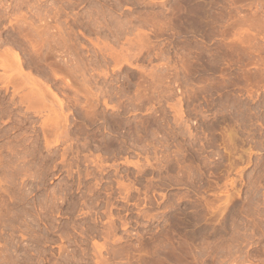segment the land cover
Returning <instances> with one entry per match:
<instances>
[{
	"label": "rangeland",
	"instance_id": "obj_1",
	"mask_svg": "<svg viewBox=\"0 0 264 264\" xmlns=\"http://www.w3.org/2000/svg\"><path fill=\"white\" fill-rule=\"evenodd\" d=\"M0 264H264V0H0Z\"/></svg>",
	"mask_w": 264,
	"mask_h": 264
},
{
	"label": "bare ground",
	"instance_id": "obj_2",
	"mask_svg": "<svg viewBox=\"0 0 264 264\" xmlns=\"http://www.w3.org/2000/svg\"><path fill=\"white\" fill-rule=\"evenodd\" d=\"M20 3H21V2H20ZM14 18H16V17H14ZM19 20H20V19H19ZM19 20H18V21H19ZM25 21H26V20H25ZM15 22H16V21H15ZM37 29H38V28H37ZM41 32H42V31H41ZM41 32H40V33H41ZM51 34H54V33H51ZM40 35H41V34H40ZM40 37H41V36H40ZM52 37H54V36H52ZM35 38H36V37H35ZM48 38H49V37H48ZM51 39H52V38H51ZM35 42H36V41H35ZM37 42H38V41H37ZM39 43H40V42H39ZM42 45H43V44H42ZM49 48H50V47H49ZM2 52H4V51H2ZM8 52H9V51H8ZM8 52H7V53H8ZM10 52H11V51H10ZM51 52H52V51H51ZM3 54H4V53H3ZM12 54H13V53H11V55H12ZM4 55H5V54H4ZM15 55H16V53H15ZM15 55H14V56H15ZM9 56H10V55H9ZM12 57H13V56H12ZM15 57L18 58L17 55H16ZM15 57H14V58H15ZM48 57H49V56H48ZM17 58H16V59H17ZM8 59H9V58H8ZM5 60H6V58H5ZM13 60H14V59H13ZM3 61H4V60H3ZM20 61H21V60H20ZM13 62H14V61H13ZM14 64H15V63H14ZM20 64H21V63H20ZM3 67H4V66H3ZM19 67L21 68V66H19ZM19 67H18V68H19ZM15 70H16V69H15ZM16 71H17V70H16ZM19 72H21V74H22V71H19ZM19 72H18V73H19ZM5 73H6V72H5ZM11 73H12V71H11ZM18 73H17V74H18ZM2 74H3V73H2ZM7 76H8V75H7ZM14 76H15V75H14ZM16 76H17V75H16ZM24 76H25V74H24ZM9 77H10V75H9ZM21 77H22V75H21ZM21 77H20V78H21ZM25 77H27V76H25ZM11 78H12V77H11ZM22 78H23V77H22ZM18 79H19V78H18ZM28 79H29V78H28ZM8 80H9V79H8ZM14 80H15V79H14ZM24 80H25V79H24ZM18 82H19V81H18ZM25 82L27 83V81H25ZM28 83H29V82H28ZM20 84H21V83H20ZM35 86H36V85H35ZM32 87H33V86H32ZM37 87H38V86H37ZM29 89H30V88H29ZM34 91H35V90H34ZM36 92H37V91H36ZM36 92H35V93H36ZM42 92H43V91H42ZM42 92L40 91L41 95H43ZM51 92H52V91H51ZM29 93H31V90H30V92H28V94H27V95H28V98L30 97V96H29V95H30ZM38 93H39V92H38ZM46 93H47V91H46ZM34 95H35V97L38 96V95L36 96V94H32V93H31V96H32V97H33ZM50 95H51V94H50ZM24 96H25V95H24ZM39 96H40V95H39ZM22 97H23V96H21V98H22ZM43 97H44V96H43ZM55 97H56V96H55ZM44 98H45V97H44ZM36 99H38V97H37ZM39 99H40V98H39ZM41 99H42L41 102H43V98H41ZM41 99H40V100H41ZM23 100H24V99H23ZM32 100H33V99H32ZM40 100H38V101H40ZM45 100H46V99H45ZM30 101H31V100H30ZM20 102H21V101H20ZM41 102H40V103H41ZM58 102H61V101L59 100ZM37 104H38V103H37ZM43 104H44V102H43ZM56 104H57V103H56ZM59 104H60V103H59ZM38 105H39V104H38ZM45 105H46V104H45ZM45 105H43V106H45ZM61 105H62V103H61ZM39 106H40V105H39ZM52 107H53V106H52ZM40 108H41V107H40ZM46 108H47V107H46ZM61 108H62V107H61ZM48 110H49V109H48ZM52 112H53V111H52ZM50 118H51V117H50ZM51 120H52V118H51ZM46 121H47V120H46Z\"/></svg>",
	"mask_w": 264,
	"mask_h": 264
}]
</instances>
